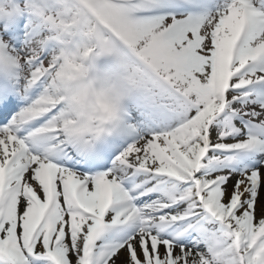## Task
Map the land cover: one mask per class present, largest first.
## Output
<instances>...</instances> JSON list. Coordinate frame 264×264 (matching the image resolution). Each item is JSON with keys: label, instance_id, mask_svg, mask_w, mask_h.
Instances as JSON below:
<instances>
[{"label": "snow or ice", "instance_id": "obj_1", "mask_svg": "<svg viewBox=\"0 0 264 264\" xmlns=\"http://www.w3.org/2000/svg\"><path fill=\"white\" fill-rule=\"evenodd\" d=\"M0 264H264V0H0Z\"/></svg>", "mask_w": 264, "mask_h": 264}]
</instances>
